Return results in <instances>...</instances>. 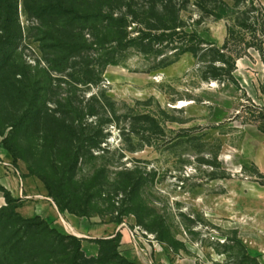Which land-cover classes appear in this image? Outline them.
<instances>
[{
  "label": "rangeland",
  "instance_id": "rangeland-1",
  "mask_svg": "<svg viewBox=\"0 0 264 264\" xmlns=\"http://www.w3.org/2000/svg\"><path fill=\"white\" fill-rule=\"evenodd\" d=\"M46 1H11L19 37L5 47L0 62V149L7 153L0 161L11 165H0L14 176L17 190L30 196L16 197L8 207L16 206L23 216L33 213L35 201H45L59 211L66 206L70 212H60L83 224L123 225L139 250L132 260L136 264H184L180 258L196 264H259L264 256V173L249 158L246 138L254 126L264 132V89L259 100H251L236 81L223 75L217 80L202 77L212 69L228 72L229 55L235 52L244 58L264 57V14L258 2L225 0L226 16L215 19L199 12L197 0H175L183 7L186 31L220 47L229 27L223 52L229 63L199 50V58L187 52L159 67L180 43L174 38L151 50L140 44L150 0H99L97 7L125 20L124 46L110 41L119 34L104 31L105 21L94 27L84 24L79 33L86 41L58 54L68 60L57 73L45 63L55 57L52 41L41 38L32 12ZM75 25L83 27L82 22ZM131 39L135 41L129 46ZM12 69L36 72L39 79L45 69L50 77L45 105L55 109L53 101L65 105L68 98L79 103L81 121L101 141L100 149L78 152L79 163L48 170L51 194L38 176L46 167L40 152L42 125L17 133L9 124L20 109L6 100L1 79ZM5 138L18 146L21 157L15 161L3 147ZM3 199L0 192V208L6 205ZM80 249L86 257L98 256L92 240L81 241ZM117 252L93 264H122L120 257H126Z\"/></svg>",
  "mask_w": 264,
  "mask_h": 264
},
{
  "label": "trees",
  "instance_id": "trees-1",
  "mask_svg": "<svg viewBox=\"0 0 264 264\" xmlns=\"http://www.w3.org/2000/svg\"><path fill=\"white\" fill-rule=\"evenodd\" d=\"M11 1L0 0V18H5L0 22V62L3 59L1 56L5 47L12 45L19 37L13 27V21L16 22V5L13 6ZM97 1L99 0H48L32 8L34 17L39 21L38 27H41V30L37 27L40 35L43 36L41 38H49L52 41L51 47L54 50L52 53L55 57L46 59L47 68L61 73L62 66L67 62L68 57L58 56V54L62 52L67 54V50L75 49L79 43L83 44L86 41L79 33L86 25L94 27L105 21V25H102L104 31L107 29V32L112 30L119 34V37H113L110 41L124 46L121 41L125 35V20L114 18L110 13L97 7ZM233 1L235 3L238 0ZM157 2V0H150V19L149 23L139 30L140 44L142 42L143 47L149 45V50H151L153 45L158 47L163 42H174V38L180 43L179 46L174 47L175 51L169 57L161 59L159 67L170 65L180 55L187 52L199 58V50L209 53L212 60H221L224 64L229 63L223 55L230 36L229 27H227V37L223 45L219 47L214 42L204 40L195 31L184 29L186 25L180 18L183 7L177 5L175 0ZM194 4L199 12L213 16L215 19L225 17L227 8H229L225 0H197ZM78 22H82L83 27L75 25ZM262 35H264V30H262ZM143 40H145L144 43ZM134 41L135 39L128 40V45L134 44ZM183 41L189 44H184ZM255 49L260 51L261 47L256 45ZM229 56L233 57V61L228 72L219 73L217 69H212L208 77L205 74L202 77L217 80L223 75L228 81H234L232 76L234 62L240 56L238 52ZM106 62L113 64V61ZM47 74V71L43 69L39 79L36 72H29L26 69H23V72H14L12 69L1 81L4 80L6 100L11 106L16 104L18 110L20 109V114L9 123L11 130L24 133L30 128L33 130L39 124L42 125L40 131H44L41 137L43 150L40 152L46 167L38 176L48 194H51L53 192L52 179L48 170L55 169L56 165L65 169L79 163L81 159L78 157V152L93 148L100 149L101 141L88 131V124L81 121L79 113L83 114V107L79 103H73L68 98L65 105L53 101L59 109H50L45 105L50 101V99H45L50 81L49 74ZM262 89H264V84H262ZM89 114L93 115V113ZM14 146L16 145H12L10 139H4L3 147L15 161L21 155L18 146L17 148ZM0 192L6 203L5 207L0 208V264H72V261L73 264H93L99 260L106 261L118 256L117 249L120 242L118 232L112 237L93 239L92 241L98 245V256L86 257L80 249V238L60 233L38 215L29 217L19 215L15 210L16 206L8 207L15 201L9 191L0 185ZM59 209L70 212V209L64 205ZM120 261L122 264H136L124 257H120Z\"/></svg>",
  "mask_w": 264,
  "mask_h": 264
},
{
  "label": "crops",
  "instance_id": "crops-1",
  "mask_svg": "<svg viewBox=\"0 0 264 264\" xmlns=\"http://www.w3.org/2000/svg\"><path fill=\"white\" fill-rule=\"evenodd\" d=\"M264 12V0H256ZM257 54V53H256ZM232 76L234 81L239 84V86L245 91L248 98L260 99L262 96L260 93V88L264 84V60H262L261 55L250 54L245 58L238 57L235 59L234 68L232 71ZM249 134L246 139L249 146V158L257 168L258 172L264 173V132H261L257 127ZM7 158V153L0 149V158ZM0 164L4 166H10L8 162H1ZM0 165V185L3 186L13 198L24 196L25 198L30 195H23L21 191L16 188V181L14 176L7 173V168ZM40 197H44L42 193H38ZM45 198V197H44ZM47 199V198H46ZM4 200V199H3ZM3 203V202H2ZM35 210L33 213L26 214L23 216L29 217L33 215H38L44 219L52 228L56 229L62 234L78 236L83 242L84 239H97V238H108L113 236L114 233L120 234V242L118 249L120 252L130 261H132L135 256H139L138 248H133L130 244L131 238L129 235L130 231L123 225H113V224H83L81 220L77 217L69 215L67 213H61L57 207L52 203L45 201H35ZM133 237V236H132ZM129 243V244H128ZM183 261L184 264L187 262L190 264H196L194 261L188 258H180L178 262ZM259 264H264V256H262Z\"/></svg>",
  "mask_w": 264,
  "mask_h": 264
},
{
  "label": "bare ground",
  "instance_id": "bare-ground-1",
  "mask_svg": "<svg viewBox=\"0 0 264 264\" xmlns=\"http://www.w3.org/2000/svg\"><path fill=\"white\" fill-rule=\"evenodd\" d=\"M185 103H182V105H184Z\"/></svg>",
  "mask_w": 264,
  "mask_h": 264
}]
</instances>
